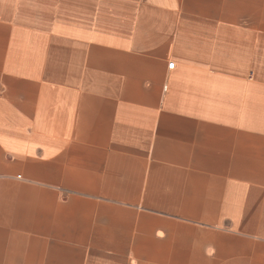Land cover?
<instances>
[{
  "label": "crops",
  "instance_id": "crops-1",
  "mask_svg": "<svg viewBox=\"0 0 264 264\" xmlns=\"http://www.w3.org/2000/svg\"><path fill=\"white\" fill-rule=\"evenodd\" d=\"M0 264H264V0H0Z\"/></svg>",
  "mask_w": 264,
  "mask_h": 264
},
{
  "label": "built area",
  "instance_id": "built-area-1",
  "mask_svg": "<svg viewBox=\"0 0 264 264\" xmlns=\"http://www.w3.org/2000/svg\"><path fill=\"white\" fill-rule=\"evenodd\" d=\"M173 66H174V62L173 61H171V62L168 63V68L171 69V68H173Z\"/></svg>",
  "mask_w": 264,
  "mask_h": 264
}]
</instances>
